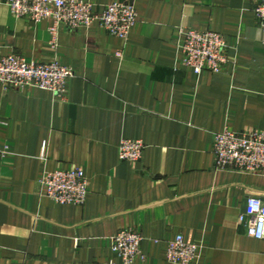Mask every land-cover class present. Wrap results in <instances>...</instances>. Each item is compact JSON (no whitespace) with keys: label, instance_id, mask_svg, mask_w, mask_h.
Masks as SVG:
<instances>
[{"label":"crops","instance_id":"0c3cea01","mask_svg":"<svg viewBox=\"0 0 264 264\" xmlns=\"http://www.w3.org/2000/svg\"><path fill=\"white\" fill-rule=\"evenodd\" d=\"M134 7L126 39L95 22L59 27L13 15L0 0V47L71 71L66 91L0 85V264H121L110 248L121 229L142 235L136 264H171L167 241L200 245L194 264H264V239L239 221L264 175L216 166L223 129L264 130V32L253 7L264 0H90ZM223 35L230 61L196 75L178 62L180 30ZM122 139H140L137 163L121 161ZM81 167L83 205H58L38 179Z\"/></svg>","mask_w":264,"mask_h":264},{"label":"built area","instance_id":"2783aa9c","mask_svg":"<svg viewBox=\"0 0 264 264\" xmlns=\"http://www.w3.org/2000/svg\"><path fill=\"white\" fill-rule=\"evenodd\" d=\"M11 13L33 21L50 19V32L59 27L89 28L95 22L107 33L126 39L134 26L137 13L123 2L105 5L98 13L90 0H5ZM257 26L264 32V1L253 7ZM178 62L196 75L204 71L219 73L230 61L227 43L217 31L184 28L177 45ZM71 71L57 61L46 63L27 61L15 52L2 53L0 47V85L8 89L35 86L56 95L66 91ZM145 144L140 139H122L118 145L121 161L137 163ZM211 151L220 169H234L243 173L264 175V130L234 132L228 129L213 135ZM0 155L3 150L0 149ZM43 194L58 205H83L88 195V181L81 167L45 171L38 179ZM239 221L247 234L264 239V200L250 196L246 200ZM142 235L133 229H121L110 239V248L121 264H136L141 255ZM200 245L187 241L180 234L167 241L166 259L171 264H194ZM113 264V261H110Z\"/></svg>","mask_w":264,"mask_h":264}]
</instances>
